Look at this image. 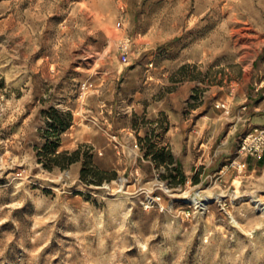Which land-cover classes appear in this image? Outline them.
<instances>
[{
    "label": "rangeland",
    "instance_id": "obj_1",
    "mask_svg": "<svg viewBox=\"0 0 264 264\" xmlns=\"http://www.w3.org/2000/svg\"><path fill=\"white\" fill-rule=\"evenodd\" d=\"M0 100V264H264V0H0Z\"/></svg>",
    "mask_w": 264,
    "mask_h": 264
},
{
    "label": "built area",
    "instance_id": "obj_2",
    "mask_svg": "<svg viewBox=\"0 0 264 264\" xmlns=\"http://www.w3.org/2000/svg\"><path fill=\"white\" fill-rule=\"evenodd\" d=\"M124 46L127 47L126 44ZM216 107L221 108L225 113H229V106L226 102L218 103ZM3 109L4 106L0 100V114ZM262 156H264V126H255L239 137L235 149V157L231 161V166H234L239 172H241L247 166V158H259ZM156 200H159V198ZM150 202L153 203L154 200Z\"/></svg>",
    "mask_w": 264,
    "mask_h": 264
},
{
    "label": "crops",
    "instance_id": "obj_3",
    "mask_svg": "<svg viewBox=\"0 0 264 264\" xmlns=\"http://www.w3.org/2000/svg\"><path fill=\"white\" fill-rule=\"evenodd\" d=\"M251 120L253 124H264V119L260 118L259 116L254 117H248L247 114L244 116V118H240L238 121L239 126H244L247 120ZM212 120V121H211ZM214 120L213 117H210V122L212 123ZM209 122V121H208ZM207 123V121L205 122ZM199 129L198 130H192L191 132L185 131L184 133L182 130L180 131V134H176L173 136L171 145L172 149H200L204 151V155L208 152L207 146L205 144V141L201 140L202 136V130H200V125L198 124ZM233 137L231 133L226 137L225 141L222 142V145L219 146L218 149H216V153L221 157L227 155L231 152V149L233 147V141H230ZM206 146V147H203ZM235 150V149H234Z\"/></svg>",
    "mask_w": 264,
    "mask_h": 264
},
{
    "label": "trees",
    "instance_id": "obj_4",
    "mask_svg": "<svg viewBox=\"0 0 264 264\" xmlns=\"http://www.w3.org/2000/svg\"><path fill=\"white\" fill-rule=\"evenodd\" d=\"M57 113H55L54 115H51L52 117V122H53V126H56L58 123H57V116L58 115H61V116H65L68 120L70 119V115L69 114H64V113H58V115H56ZM63 127V126H62ZM64 128V127H63ZM68 151L65 150V151H62V152H59L56 154V157H62L64 156L65 154H67ZM72 155L73 157L69 160V163H73L75 161L78 160V155H79V149H76L72 152ZM170 160L172 161V159L170 158ZM61 167H64L63 165H60Z\"/></svg>",
    "mask_w": 264,
    "mask_h": 264
},
{
    "label": "bare ground",
    "instance_id": "obj_5",
    "mask_svg": "<svg viewBox=\"0 0 264 264\" xmlns=\"http://www.w3.org/2000/svg\"><path fill=\"white\" fill-rule=\"evenodd\" d=\"M192 203H194V204H199V200H198V198L197 197H194V198H192L191 200H190ZM201 202V201H200ZM206 203L205 202H203L201 205H205ZM260 205H261V203H259ZM258 204V206H260ZM260 209L261 210H263L264 209V206H260Z\"/></svg>",
    "mask_w": 264,
    "mask_h": 264
}]
</instances>
